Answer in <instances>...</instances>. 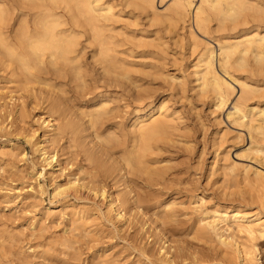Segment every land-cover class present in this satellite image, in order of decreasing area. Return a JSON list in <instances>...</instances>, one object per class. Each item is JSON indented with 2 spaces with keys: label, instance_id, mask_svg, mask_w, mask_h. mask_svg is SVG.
<instances>
[{
  "label": "bare ground",
  "instance_id": "obj_1",
  "mask_svg": "<svg viewBox=\"0 0 264 264\" xmlns=\"http://www.w3.org/2000/svg\"><path fill=\"white\" fill-rule=\"evenodd\" d=\"M168 1L170 4H167L165 10L161 12L162 10L160 11L158 7L159 3L162 5ZM115 3V0H28V19L21 17L19 22L15 24L13 22L17 21V15L14 12V8L6 1L0 2V53L9 57L10 64L14 62L18 65L11 72L12 78H14L13 76L19 77V72H21L28 76V86L32 83L56 86L55 81L62 80L69 82V86L73 85V83L81 87L85 85L87 91L89 83L96 87H98L97 84L109 86V88L110 86H122L124 87L123 93L128 95H134L132 90L137 88L136 96L138 100H142V104L137 105L133 111V116H130L128 127L118 125L116 124L117 122L113 123V126H107L106 144L98 145L97 139L95 142L93 140L87 141L90 134H86V132L89 128L99 129L97 127L99 125H105L106 127V124L109 123L110 125L112 120L118 118L119 110L117 111L118 115L115 112L118 107H112L114 98L107 94L100 95L98 93L100 96L98 98L95 96L97 99L95 98L90 106L85 107V109L83 106L78 107L79 112L70 106L72 104H68V100L71 99V96L68 97L69 92L66 87L68 84L64 86L67 90L64 89V93L60 92L64 95L58 93L61 90L60 86H56L59 88L58 92L55 90L48 92L45 96L43 95L49 103L50 109H53V113L55 114L56 112L58 116L56 117L57 119H52V116V120L50 118L42 120L41 124H44V128L49 129H44L42 136L38 135L39 129L33 132L31 129L27 135V132L25 133L26 140L33 145L32 147H34V150L41 158V171H37L36 163L32 162L33 170L30 172L38 182L39 189L37 192L40 191V195L45 193L44 186L39 180L41 177H46L47 174H50L52 176L50 178L53 181L51 183L53 186V197H62L68 203L71 200L68 198L73 197V195L77 201L82 200L81 202H84L83 200H87V203L72 202V211L68 207L69 211L72 212L71 219L75 222H81L82 225H87L89 214H94L98 218L105 216L109 222L111 221L110 223L116 225L119 232L133 223V211L140 213L142 210H148L152 216L148 220L153 224L157 223L160 218L165 222L174 217L177 218L178 202L165 198L163 190L158 194V190L154 188L161 184L160 180L166 174L167 170L165 172L161 170L168 168H163L161 165L160 167L158 166L165 158L161 155L165 150L167 151L171 148V142H176L175 139L182 134H179V131L183 130L182 128H185L186 125L182 127L183 116L181 117L180 112L172 108L170 100L164 97L165 94L160 93L162 91L160 88L145 87L144 83H149L148 79L146 80L149 77L145 78V74H139V72L143 71L155 78L164 76L167 81L171 80L175 89L183 97L188 96V85L191 83V88L198 98L211 103L212 112L210 113L215 115V123L218 126L224 124L223 115L226 113L228 122L232 127L239 130L233 140L238 138L246 141V133L248 134L249 147L245 150L246 152L244 150L241 152L243 155L237 153L235 157L237 159H247L248 157L257 166L246 165L233 158L232 148L238 142L234 141L235 143L232 142L234 145H227L226 142L229 143L233 140L228 139V142L229 132L227 129L223 130L220 127L215 134L216 136L214 135L215 145H217L216 150L214 149V163L219 167V170L216 168L217 171H215L221 170L225 177L228 178L225 180L228 181H231L232 178L234 179L232 181H236L239 176L243 177L244 181H247L249 185L252 184L257 189V192H261L264 197V0H121L118 4ZM122 7L125 9L132 7L134 10L140 11L141 15H146L145 19L149 20L148 24L150 23V27H158V29L162 27L163 30L156 29V32H153L154 35L151 34L152 36L150 37L141 28H136L133 31L135 33L140 31L138 35L126 32L124 28L118 26V23L125 19L122 14ZM18 12L21 13V11ZM139 20L135 21L139 23ZM134 25L138 27L140 23L139 25ZM12 27L14 28L13 33L11 32ZM147 31L150 32L151 30L148 29ZM162 31L174 33V37H177L176 43L182 42L181 47H184V51L189 53L191 61L186 66V70L184 65L183 68L178 67L179 75L171 74L170 70H168L169 63L166 62V59L170 53L167 46V37L162 34ZM119 35H127L125 36V38H128L126 42L132 44L129 49L123 51L119 49L124 46L123 40L118 39ZM134 48H140L143 52V57L147 56L151 58V61L144 62L143 60V62L139 63L128 59L133 57ZM141 57L140 59L143 58ZM177 58H175V62L179 65V60L183 57ZM136 64L141 65L139 67H143L141 71L138 69V75L133 71V67ZM147 66L149 67L147 68ZM187 70H190L188 75ZM150 78L154 80V78ZM189 78H191L190 82L188 81ZM153 83H155V80ZM78 86H75L76 90L72 89V86L71 89L74 91L80 90L81 87L79 88ZM132 86L136 88L133 89ZM3 93L5 92L0 91V132L10 131L12 126H14L12 123L8 129V125H6L8 117L5 118L1 113L6 107L10 106V102L9 104H7L8 102L5 103L4 100L7 97L5 96L6 93L5 95ZM87 93L89 94V92ZM231 105L232 108H230ZM8 108L10 109L11 107ZM25 110L27 115V109L25 108ZM15 114L17 120L21 119L23 121V106L19 107ZM8 115L10 117L12 113ZM87 117L88 120H86ZM53 121L57 123H53ZM25 128L26 126L24 130L27 129ZM102 134V129L98 130L97 137L101 138ZM60 136H69V141L73 145L83 146V151L88 157V159L85 157L86 161L98 162L101 159L99 168L93 170L91 166L92 171L90 170L87 176L84 173L85 168L83 169L81 166L83 164H81L78 171H76L77 173L73 174L71 172V175L67 177L65 174L67 168H59L58 153L50 151L48 146L45 145V143L53 144L57 142ZM113 144L120 147V149L116 150L120 152V159L113 154L114 150L112 151V148H115ZM65 146L67 147V144ZM18 149L16 143H9V145L1 148V157L12 159L14 155H17L16 151ZM80 149L82 148L80 147ZM20 151L18 150V152ZM19 155L23 158L26 157L25 151H21ZM19 155L17 158L20 157ZM70 165L68 164V166ZM56 167L59 169H56ZM61 176L66 177L63 183L57 180ZM135 178L141 181L142 186L149 185V187H144L143 192L136 191L135 188L131 187V183H133ZM237 183L234 182L232 184ZM109 185H111V188L116 189L118 194L115 195L114 191L111 192V188L107 189ZM122 186L124 188L118 191ZM82 193L87 194V197H80ZM34 194H32L33 197ZM31 196L30 198H33ZM198 202L200 203L199 205H197ZM198 202L191 203L196 204L191 207L196 210L194 212H199L198 219L196 218L198 221H196V228L199 237L207 239L208 243L216 241L220 251L225 256L231 255L232 260L233 257L238 258L240 264H258L256 245L249 246L246 244L247 242L242 240L245 236L246 240L249 239L252 242L259 235L263 236L264 219H262L261 214L247 210L241 203L239 205L236 204L237 206H220L219 204L204 207L206 202L204 197H201ZM52 204H54L52 207L45 208L44 213L42 211L44 220H49L55 216L56 203L52 202ZM104 206L105 208H103ZM155 217L158 219H155ZM40 219L42 220V218ZM38 222L32 221L31 227ZM46 228L48 229V227ZM78 228L80 227L78 226ZM157 228L159 229V225ZM227 231H229V234H226ZM82 234L84 235V232ZM42 235L44 236V234ZM75 242L77 243L76 240ZM165 245L164 243L158 249L157 255L160 256L158 257L163 264L173 263L171 261L174 257H170V250ZM140 250L142 255H146V257L155 256L156 254L153 249L147 248L145 245ZM46 253L45 255H47ZM99 258L102 260L101 257ZM230 258L227 257L228 260Z\"/></svg>",
  "mask_w": 264,
  "mask_h": 264
},
{
  "label": "rangeland",
  "instance_id": "obj_2",
  "mask_svg": "<svg viewBox=\"0 0 264 264\" xmlns=\"http://www.w3.org/2000/svg\"><path fill=\"white\" fill-rule=\"evenodd\" d=\"M2 1H6L11 7L14 8V12L17 15L16 17L17 21H14L13 23L16 24L17 22H19V19H21V17L28 19V0H0V2ZM115 2L118 4V2H121V0L120 1L115 0ZM167 4L169 5L170 2L169 1L165 2L162 5L159 3L160 5V6L158 5V7L160 8L159 10L160 11L162 10L161 12H163L165 8L167 7ZM122 8H123L122 14L125 17V19H123L122 22L118 23L119 27L124 28L126 32H129V33L131 32L130 34L132 33L137 34V35L138 33L140 34V31L136 33L133 31H135L136 28H141L145 32L146 35L147 34L149 35V36L147 35L148 37L154 35L153 32H156V29H158V27L156 28L150 27V23L148 24L149 20H146L147 18L145 19L146 15H143V14L141 15L140 11L134 10V8L132 7L127 8V9H125L124 7ZM18 11H21V13H19ZM135 20L137 21L139 20L140 25ZM134 24H138L139 26L135 27ZM148 29L151 30L152 33L151 31L150 32L147 31ZM160 29L163 30L162 27L159 28L158 30ZM13 31H14V28L12 27L11 32L13 33ZM165 31L164 32L162 31L163 32L162 34L165 37H167L166 38L168 40L167 46L169 48V53H170L168 58L166 59V62L169 63L168 70H170L169 72L171 74L179 75L180 71L178 70V67L183 68V65H184L185 70H186L187 69L186 66H188L191 59L189 58V55H188L189 53L187 51H184L185 50L184 47H181L182 42L176 43L177 37H174V33H170L169 31L165 33ZM180 32L183 33L182 30H180ZM125 36L127 35L118 36V39H120L121 41L123 40L122 42L124 43V46L119 48L122 51L127 50L132 46L131 43L126 42V39L128 38L127 37L125 38ZM184 44H185V41H184ZM133 50L134 52L132 53V56L135 58L132 57L128 59L135 61V62L137 61L139 63L143 62V60L144 62L151 61V58L147 56H145L147 60L144 59L145 57H143L142 55L143 52L140 48H134ZM138 56L140 57L142 56L143 58L142 57H141L142 59H140V57L137 58ZM180 57L181 58L183 57L182 59L184 60L181 61L182 59H180ZM175 58L180 59L179 62L181 65L180 64L178 65L175 62ZM9 60L10 59L7 55L5 56V54L0 53V62H1L0 63V87H1L0 91L6 93V95L5 93H3L7 97L6 98L7 101L6 100L4 101L5 103L8 102L7 104H9L10 102L9 104L10 106L8 107H11L10 109L6 107L1 113L2 115H4L5 118L8 117V120L6 121V125H8V129L10 128L12 123L14 126H12L11 128L10 130L11 132L7 130L0 132V151L2 147H4L5 145H9V143L13 142V143H16L17 147L19 148L18 149L19 151L20 149L22 152L25 151L26 157L24 158L21 157V155H19L21 151L18 152V150L16 151L17 155L16 156L14 155L15 157L13 156V158L11 157L12 159L8 157H3V156L1 157V154H0V158H1L0 159V245H1L0 251H3V252H0V257H1L0 264H103V263L104 264H149V262L150 264H155V263L163 264L162 260L159 258L160 256L157 255V252L159 251L158 249H160V247L164 245V243L166 244L165 245L166 248L170 250L169 252V255H171L170 257L171 258L174 257L171 261L173 263H169V264H240L239 262L240 260L238 258L233 257V260H232L231 255L225 256V254L220 251V248L218 247V244L216 241H212V242L210 241V243H208L209 241L207 239L205 240V238L199 237L198 231L196 228L197 226L196 224L198 222L197 217L199 215V212H194L196 210H194L193 207H191V206L196 205V204H191V203H194L196 201L198 202L201 197H204L206 201L204 204V207H207V206L211 207V206H215L219 204L220 206H228V205L237 206L236 204L239 205L241 203L242 206H244V208H246L247 210L259 212L261 214L262 219H264V197L262 196L261 192L260 193L257 192V189L254 188L252 184L249 185L247 181H244L243 177L239 176L238 177L239 179L237 178L238 181L236 179H235L236 181H232L234 180L233 178L231 181L230 180L228 181V180H225L228 178L225 177V174L221 170L216 172L217 170H219V167L218 165L214 163L215 162L214 153L216 150L215 148L217 147V145H215L216 142L214 140L216 136L215 134L217 133L218 129H220V127L223 128V130L227 129V131L229 132L228 137H227V141H228V139L233 140V137H235V134L236 133L238 134L239 132L237 128L232 127V125L228 122L226 113H224L223 115L224 124H221V126H218L215 123V115L214 114L212 115V113H210L212 112L211 103L208 102L207 100L199 99L196 93L193 92L191 88L192 86L191 83L188 85V88H189L188 94H187L188 96L183 97L175 89L174 83L171 80L167 81V78L164 76H163L164 78L159 77V76L158 78H155L154 76H149L145 72L141 71L143 68V67H139L141 65L136 64V66L133 67L134 68L133 71L137 73L139 69L141 71L139 72V74L141 75L145 74V78L147 76L149 77V78H146V80L148 79L147 81H149L150 84L147 82L144 83L145 87L147 88L149 87L152 89L160 88L162 90L160 91V93L162 92L161 94H165L164 97L170 100V105L172 106V108L179 111L181 114V117L183 116L182 117L183 119L182 127L186 125L185 128L184 127L182 128L183 130L179 131V134L180 133L182 134H180V136L175 139L176 142H171V148L167 151L165 150V152H163V154L161 155L163 158L165 157L166 160L164 158V160L162 161L163 163L161 162L158 166L160 167L161 165V167L163 166V168H166V167L168 168L165 170L163 169L161 170L164 172L167 170L163 178L164 180L163 179L160 180L162 186L160 184L156 188L153 187L154 189L158 190L157 192L158 194H160V192L163 190L162 192H164L163 196L165 198L169 200L173 199L178 202V212L176 214L177 218L174 217L175 219L173 218L165 222L162 220V218L158 219L157 217H155V219L156 218L158 219V222L153 224L149 222L150 220H148L150 217H152L151 212H148V210H142L140 213L137 211L136 212L133 211L132 212L133 213L132 220H134L133 223L129 226L124 227V229L120 232L117 230L116 225H113L112 223H110L111 221L109 222V220L105 216L103 218H98V216L94 214L93 215L89 214L88 215L89 222H87L88 224L82 225L81 222H75L73 219H71L72 212H70L69 209L71 210V206L73 204L72 202L87 203V200H83L84 202H81L82 200L80 201L78 200L79 201L78 202L77 199L73 195V197L71 196L68 198L69 200L70 199L72 200V201L70 200V202L68 203L62 197L60 198L53 197L52 196L53 186L51 185L53 181L51 180L52 178H50L52 177L50 174L49 175L47 174L46 177H41L39 180L40 183L44 186L45 193L40 195L39 193L40 191L37 192L39 189L38 182L35 179V177H33L32 174H30V172H32L33 170L32 162L36 163L37 171L38 170L41 171V164H42L40 160L41 158L39 154L34 150V147H32L33 145L28 143V141L26 140L25 133L27 132L26 133L27 135L31 131V129H32V132L34 130L39 129L38 135L42 136L45 130H49V129L44 128L43 126L44 124L43 125L41 124L43 122L42 120L44 119L48 120L49 118L51 119L52 116H53L52 119H54L58 116V114L56 112L55 114L53 113L54 112L52 111L53 109H50V106L48 105L49 103L46 101L44 96L47 95L48 92H52L55 90L58 92L59 88L61 90H59L58 93L61 95H64L60 92L64 93L63 90L64 89L67 90L68 88V92L70 93V94L68 93V97L71 96V99L68 100V104L69 105L72 104L70 106H72L77 111H79L78 107L83 106L85 109V107L90 106L91 103L95 100V98L96 97L98 98L100 95L107 94L111 96L112 98H114L113 103L115 105L112 104V107L113 108L118 107L117 109H115V112L119 110L118 112L120 114L117 112V115L119 114L117 116L118 118L112 120V123H110V125L109 123L106 124V127L105 125L104 126L99 125L97 126L99 127V129L89 128L86 132V134L88 133L90 134V137L88 138L87 141L93 140L95 142V140L97 139L96 142L98 145L106 144L105 139L107 136V131H106L107 126H113L112 124L113 123L115 124L117 122L116 124L124 125L126 127L128 125L130 116L131 117L133 116V111L135 110L136 106L142 104V100L141 101L140 99L138 100L136 96L137 94L136 92H138L137 88L132 86L133 89L136 88V90L135 89L132 90L133 91L132 93H134V95L132 94L128 95L127 93L125 94L123 93L122 90L124 89V87L122 86L121 87L120 86H117V87L110 86L109 88V86L106 87V86H103L102 84H97L98 87H96L92 83H89L87 85L89 87L87 91V87L85 85H84L85 87L84 86L81 87L80 85L78 86L76 83H75L76 85L73 83L74 86L71 85L73 87L72 89L76 90L75 86H78L79 88L81 87L80 90L79 89L77 90L78 91L77 93V91H74L71 89V86H69V82H64L62 80H61L62 82L60 80L59 81L56 80L55 81L56 83L53 82L55 83L56 86L58 87L60 86L59 88L54 85L47 86V84H44V83L42 84L32 83V84H29L28 86V76L22 74L21 72H19V77L13 76L14 78H12L11 72L13 68L15 66L18 67V65L14 62L10 64ZM148 67L149 66H147V68ZM189 71L190 70H187V75L189 74L188 73ZM150 77L154 78L155 83H153L154 80L151 79ZM12 80L13 82L11 83ZM188 81L190 82L191 78H189ZM62 84H65V85L62 86ZM67 84L68 86H66ZM64 86H66L67 88ZM48 87L52 89L50 90ZM164 90L165 92H163ZM87 92H89V94ZM81 96L82 98H80ZM76 105H79V106H76ZM21 106H23V111H24L23 121H21V119L17 120L16 114H15L18 108ZM24 107L27 109V113H28L27 115L25 114L26 110ZM230 108H232V105L230 106ZM10 113H12V115L9 117L8 114ZM24 119H25V122H24ZM86 120H88V117ZM54 122L56 121H53V123ZM23 126L24 127L26 126L28 130L26 128L25 129L27 131L24 130ZM94 129L95 131L93 132ZM101 129H102L103 134H102V137L99 138L97 137V132L98 130L100 131ZM183 131L184 132L186 131V132L184 133ZM246 136H247L246 141H243L238 138H234L233 141H230V142L228 141L229 143L226 142V144L234 145L235 142H238V143H235L234 147L232 148L233 158L246 165H255L253 164V162H251V160L248 157L247 159L242 158L243 160L239 158L237 159L235 157L237 153L243 155L241 152H243V150L244 151L247 150V148L249 147L250 140L248 138L247 133H246ZM64 137L60 136L57 142L53 144L45 143V145L48 146V149L50 151H56L58 153L59 155L58 164H60L59 168L60 167L67 168L65 171V174L67 177L71 175V172L73 174L77 173L76 171H78V168L81 164H83L81 166L83 169L85 168L84 173L87 176H88V173H90V170L92 171V169L96 170L99 168L98 166H100L101 164L100 162L101 159L98 160V162L97 161L93 162L90 160H88L89 162L86 161V158L88 159V157L83 151L84 149L83 146H79L75 144L73 145V143L69 141V138H68L69 136L68 137L64 136ZM68 141L70 144L68 143ZM183 141L185 144L182 143ZM66 144H67V147L65 146ZM68 145L72 147H69ZM113 145H115V148H112V151L113 150L116 151L117 149H120L119 145H117L118 147L116 146V144H113ZM80 147L82 149H80ZM65 148L66 150H64ZM204 149H207V150H204ZM114 151H113V154L115 155V157H118V159H120L121 156H120L119 150L116 151L117 153ZM18 155L20 156L19 158H17ZM89 163H91L92 165L90 164L89 166ZM165 163H167V165H165ZM68 164L69 165L71 164V165L68 166ZM57 167L56 169H59ZM65 178H66L65 176H61L57 180L58 182L63 183L65 181ZM137 179L138 178H135L133 183H131V187L133 189L135 188L136 191L141 192L144 187L146 186L149 187V185L142 186L141 181L140 180L138 181ZM234 182L235 183L238 182V183L232 184ZM231 185L234 187H232ZM110 188H111V185H109L107 189H110ZM122 188H124V186L120 187L119 189L117 188V189L119 191ZM110 190L111 192L114 191L113 193L115 195L118 194L116 189L111 188ZM32 194H34V197ZM30 196L33 198H30ZM81 196L82 198L83 197L86 198L87 194L82 193L80 194V197ZM52 202L56 203L55 216L49 220H44L43 213L45 212V208L52 207L54 205L52 204ZM199 204L200 203L198 202L197 205ZM34 207L37 209L35 210ZM103 208H105V206ZM67 212L69 213L67 214ZM40 218H42V220ZM100 219L102 220V222ZM32 221L33 222L39 221V222L35 223V225L31 227ZM158 225H159L160 230L157 228ZM78 226L81 229L78 228ZM46 227H48V229ZM85 229H87L88 232ZM89 229L91 232L89 231ZM114 229H116L117 231ZM234 229L236 228L234 227ZM82 232H84V235L82 234ZM42 234H44V236ZM226 234H229V231H227ZM75 237L78 239H76ZM244 237L242 241L247 242L246 244H248L249 246L253 244L256 245L257 263L264 264V234L263 236L259 235L258 236L259 238L256 237V239L253 240L252 242L249 239L246 240V237L245 238ZM75 240L77 241V243L75 242ZM144 245L147 248L153 249L156 253L155 256L150 255L151 257L150 256L146 257V255H142V252L140 249ZM43 251L47 252L46 253L47 255H45V252ZM31 252L33 254L35 253L34 254L35 256ZM43 255L45 256V258ZM96 256L98 257V259H96L97 258ZM99 257H101L102 260ZM227 257L230 259L228 260ZM104 259L107 260V263H106V260L103 261Z\"/></svg>",
  "mask_w": 264,
  "mask_h": 264
}]
</instances>
